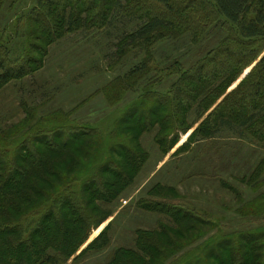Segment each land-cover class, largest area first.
I'll list each match as a JSON object with an SVG mask.
<instances>
[{
	"label": "rangeland",
	"instance_id": "obj_1",
	"mask_svg": "<svg viewBox=\"0 0 264 264\" xmlns=\"http://www.w3.org/2000/svg\"><path fill=\"white\" fill-rule=\"evenodd\" d=\"M76 1L84 9L96 6L100 11L108 4V0ZM43 4L41 0H0V59L9 68L29 70L0 87V134L7 138L5 143L0 141V156L6 152L8 159L12 157V148L22 139L50 141L54 133L75 129L84 136L67 142L66 151L58 149L61 144L53 153L36 146L49 156L78 150L81 154L76 166L62 173L59 181L50 182L52 189L38 185L32 194H40L39 200L25 206L13 226L27 235L42 219L68 215L72 206L81 210L79 216L91 221L82 225L79 236L75 233L70 247L77 250L65 264H108L118 249H135L139 236L143 250L147 235L139 233L162 240L164 254L154 264H219L235 255L242 235L263 234L264 257V133L255 127L226 128L176 154L228 95L246 85V76L264 60V39L240 38L239 24L221 16L212 0H174L177 8L187 9L191 23L185 30L162 31L164 38L155 43L129 44L124 37L139 20L115 11L92 27L44 43L35 18L43 13ZM146 6L147 12L152 11L150 17L173 19L156 0H146ZM255 6L242 21L254 17ZM214 59L217 62L207 67ZM225 62H232L233 73L222 89L208 102L201 98L177 114L183 100L178 90H187L200 68L203 75L211 74L225 69ZM261 72L264 66L254 71L253 79ZM157 108L165 113L158 114ZM150 119L158 122L144 127L136 141L129 140L135 135V122L145 124ZM155 137L163 141L158 143ZM132 154L142 158L128 175L129 186L121 192L110 189L115 174L101 171L112 170L123 178L125 159ZM100 181L115 192V199L91 202L85 188ZM162 208L180 209L210 225L172 232L170 215L174 213ZM107 228L106 246L74 261ZM160 232L175 244H165ZM226 243L233 248L218 249ZM249 249L238 251L248 257L246 264L249 257L262 254L258 248L256 253ZM139 255L141 264L150 263L144 252Z\"/></svg>",
	"mask_w": 264,
	"mask_h": 264
},
{
	"label": "trees",
	"instance_id": "obj_2",
	"mask_svg": "<svg viewBox=\"0 0 264 264\" xmlns=\"http://www.w3.org/2000/svg\"><path fill=\"white\" fill-rule=\"evenodd\" d=\"M41 1L44 2L42 6L43 13L36 14L35 18L37 17V20H39L36 29L42 38L45 37L43 39L44 43H52L56 37H62L65 34H72L78 30L92 27L102 17L106 20L114 11L118 15L120 12L123 13L126 18L139 20L136 28L124 37L128 40L129 44H149L161 41L164 38L162 31H166V34H168L170 31H175L177 27L179 30H185L188 29L191 23L188 11H186L187 9L177 8L173 4L174 0H156L164 7L167 14L173 15V19L171 20H167L163 15L150 17V12L152 11L149 10L150 12H147V8L149 7L146 6V0H126L124 5L119 0H108V4L105 5V11H100L96 6L91 7V9H84L76 0H52L53 4L48 3L47 0ZM194 1L196 2V0ZM135 2H138V4L135 5ZM212 2L214 3L216 11L227 21L231 24H239L240 38L244 40L255 38L264 39L263 0H212ZM252 4H256L254 7V17L242 21V18L248 15ZM214 61L216 60L214 59L207 63V67L214 65ZM231 63L227 64L225 62L224 64L228 65L222 67H226L225 69L221 70L219 68L213 70L211 74L203 75V68L196 71L193 76V81L189 83L190 87L187 90H178V95L181 96L180 100L183 99L182 101L184 102L181 101V105L178 103L179 112L177 114H183L187 111V107L196 105L201 98L206 100L204 102H208L215 93L220 91L233 73ZM263 66L264 60H261L256 69L246 76L245 80L247 83L245 86L242 85L244 87L241 91L228 95L224 103L209 114L205 121L189 137L188 141L176 151V154L184 152L195 142L211 140L217 133L226 128L232 130L241 128L244 130L255 127L258 133H264V73H259L253 79L255 75L254 71L261 69ZM28 73L29 70L9 68L5 65V61L0 59V87L14 79L22 78ZM225 103L226 105L221 108ZM198 106L204 109L202 105ZM159 111L165 113L164 109L157 108L156 112L158 114ZM169 119L171 118L169 117ZM164 120L166 121L167 118L165 117ZM153 122L158 121L150 119L145 124L143 122H135V135L133 138H129V140L136 141V137L142 133V130L145 129L144 127L149 128V125ZM159 123L162 126V120ZM165 124H167V121ZM78 132L75 129L67 130L65 133H54L56 135L53 134L51 137L52 140L50 141L43 138L32 139L31 141L22 139L12 148L14 150L12 157L8 159L6 152H4V155L1 154L0 264H65L76 252L77 248L70 247L74 235L78 231L77 234L79 236L82 225H85V222L91 221V219L88 217L84 218L83 215L79 216V212L81 213L82 211L73 206L71 207V213L68 215H62L60 213V217L56 214L54 217L42 219L40 223L38 222L35 227L28 231L27 235L21 233L16 226H13V223H16V221L22 218L25 211L22 212V210L25 206H32L36 200H39L40 194H32L36 193L35 191L39 187L38 185L43 183V185L52 189L53 184H50V182L59 181L62 173H67L71 168L76 166L75 164L77 162L75 159L81 154L80 150H78L73 152V154L66 152V154L49 156V154H41L36 146L43 147L49 153H53L55 146L61 144L58 149H65L66 151L67 145L71 140L84 136L82 132ZM62 138L66 140H62ZM0 141L5 143L7 138L3 134H0ZM155 141L161 143L163 140L157 137ZM74 153L76 155L73 157ZM141 158L139 155L134 156V154L126 157L125 164L127 165V173H125L123 178L112 170L111 172L109 170L101 171L110 174L109 176L115 174V183L109 185V188L119 192L127 188L130 184L126 181L128 175L134 173L136 165ZM49 178H53V181H49ZM7 187H10V190ZM91 189L93 190L92 192ZM85 192L89 193L88 197H90L91 202L95 199L107 200L117 197L115 192H109L101 181L99 184L91 183L88 185L85 188ZM64 209L62 207L60 212ZM162 211L167 214L174 213V215H170V222L173 225L170 231L172 232L179 233L181 230L183 232L195 231L197 225L203 227L210 225H206L200 218L196 219L191 214L183 212L180 209L168 211L162 208ZM13 214L18 215V217L13 218L11 216ZM74 216H76L75 219ZM175 222L178 225H175ZM107 230L108 228L82 254L76 257L74 261H77L79 257L88 251H99L103 249L107 244L105 235ZM159 234L165 238L163 241L167 240L165 244H169L170 246L175 244L173 239L168 235L166 236L162 232ZM139 235H147L145 236L147 237L145 239L146 247L143 250L141 249ZM138 236L135 249H118L108 264H141L144 261L139 255L140 252H144L145 258L150 261L148 264H154V259L163 256L164 252L161 247L162 240L157 241L153 237H149V234L144 233H139ZM262 236L242 235L238 239L235 255L227 256L226 261L220 262L219 264H246L244 261L248 257L238 252L244 247H250V252L256 253V248L262 251V254L249 257L250 262H247V264H264L263 245L261 244ZM227 248L233 247L228 243L218 247L223 252Z\"/></svg>",
	"mask_w": 264,
	"mask_h": 264
}]
</instances>
